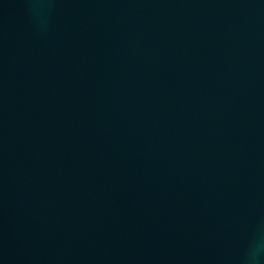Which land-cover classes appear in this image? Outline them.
I'll return each mask as SVG.
<instances>
[{
  "label": "water",
  "instance_id": "95a60500",
  "mask_svg": "<svg viewBox=\"0 0 264 264\" xmlns=\"http://www.w3.org/2000/svg\"><path fill=\"white\" fill-rule=\"evenodd\" d=\"M0 264H264V0H0Z\"/></svg>",
  "mask_w": 264,
  "mask_h": 264
}]
</instances>
